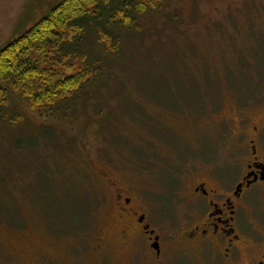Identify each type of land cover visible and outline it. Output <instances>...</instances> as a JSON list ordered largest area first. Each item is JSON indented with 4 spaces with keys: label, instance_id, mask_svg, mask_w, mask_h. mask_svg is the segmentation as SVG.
Listing matches in <instances>:
<instances>
[{
    "label": "rangeland",
    "instance_id": "obj_1",
    "mask_svg": "<svg viewBox=\"0 0 264 264\" xmlns=\"http://www.w3.org/2000/svg\"><path fill=\"white\" fill-rule=\"evenodd\" d=\"M58 1L0 0V48ZM107 29L119 50L84 36L80 66L96 77L76 96L40 115L13 92L0 110V264H118L116 247L93 253L116 234L102 170L179 216L189 179L175 178L227 164L234 98L264 99V0H163L132 27Z\"/></svg>",
    "mask_w": 264,
    "mask_h": 264
},
{
    "label": "flooded vegetation",
    "instance_id": "obj_2",
    "mask_svg": "<svg viewBox=\"0 0 264 264\" xmlns=\"http://www.w3.org/2000/svg\"><path fill=\"white\" fill-rule=\"evenodd\" d=\"M258 92L233 100L227 164H211L195 177L190 165L175 178L177 184L189 179L179 216L157 214L152 190L126 180L124 186L102 170L116 234L98 237L93 253L104 260L116 247L118 264H264V99ZM226 167L231 176L222 172ZM40 261L73 264L58 255Z\"/></svg>",
    "mask_w": 264,
    "mask_h": 264
},
{
    "label": "trees",
    "instance_id": "obj_3",
    "mask_svg": "<svg viewBox=\"0 0 264 264\" xmlns=\"http://www.w3.org/2000/svg\"><path fill=\"white\" fill-rule=\"evenodd\" d=\"M162 1L59 0L53 4L47 14L0 48V110L7 107L13 92L40 115L76 96L84 83L96 77V69L80 66L89 55L79 51L84 36L93 34L102 49L117 51L120 38L107 28H130L136 17L156 10ZM71 221L78 225L77 220ZM81 230V226L72 228V232Z\"/></svg>",
    "mask_w": 264,
    "mask_h": 264
}]
</instances>
